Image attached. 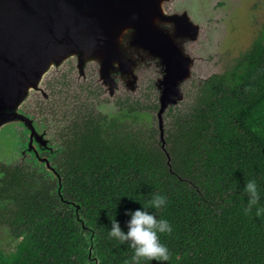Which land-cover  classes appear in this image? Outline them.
I'll return each instance as SVG.
<instances>
[{
  "label": "trees",
  "instance_id": "1",
  "mask_svg": "<svg viewBox=\"0 0 264 264\" xmlns=\"http://www.w3.org/2000/svg\"><path fill=\"white\" fill-rule=\"evenodd\" d=\"M63 69L62 86L26 103L40 127L44 113L53 122L57 150L43 154L61 182L47 162L1 179L0 227L8 234L0 236V264H131L133 250L107 236L109 217L126 230L125 211L157 192L168 198L159 215L174 229L162 235L169 264H264V217L244 211L242 191L254 178L264 196V43L222 72L183 82L184 97L162 124L161 71L148 95L140 85L116 94L111 116L97 108L102 96L111 100L100 82L86 89L70 75L71 62Z\"/></svg>",
  "mask_w": 264,
  "mask_h": 264
},
{
  "label": "water",
  "instance_id": "2",
  "mask_svg": "<svg viewBox=\"0 0 264 264\" xmlns=\"http://www.w3.org/2000/svg\"><path fill=\"white\" fill-rule=\"evenodd\" d=\"M161 3L162 0H0V127L23 119L29 128L30 148L36 144L42 150L53 151L36 121L20 113L22 105L33 92L46 94L42 83L47 74L72 59L81 75L89 63L97 62L104 85L110 84L116 64L123 72L137 76L143 55H127L131 46L159 58L165 66L159 114L169 103L176 105L183 99L178 83L190 75L191 60L180 54L173 38L159 26L164 16ZM127 28L134 29L133 33H123ZM162 138L165 145L163 133ZM50 168L61 182L57 170Z\"/></svg>",
  "mask_w": 264,
  "mask_h": 264
},
{
  "label": "flooded vegetation",
  "instance_id": "3",
  "mask_svg": "<svg viewBox=\"0 0 264 264\" xmlns=\"http://www.w3.org/2000/svg\"><path fill=\"white\" fill-rule=\"evenodd\" d=\"M161 5L164 16L159 21V26L164 28L173 38V43L177 45L180 54L184 58H190L191 72L193 71V66L195 71L200 59H205L202 55H199L198 52V49L202 46L201 42L204 43L205 47H213L212 50H210L212 53L215 51L220 52V48L217 47L218 42H220L219 33L211 31V26H217L218 21L221 20L220 17L224 13L223 11H217L218 9H223L229 16L231 30L226 35V38L229 37L228 42L232 40V42L240 44L231 51L226 50L227 53L225 52L224 54L227 57L228 52L231 53L230 65L234 64L237 59L242 58L246 53L251 51L257 42L264 43V0H162ZM213 10L215 11L213 12ZM127 41H129V39H127ZM127 45L130 47L129 43H127ZM216 48L218 51L215 50ZM128 52L135 58L139 57L140 54L143 55L140 63V70L141 68L145 70L152 64L155 73L158 71H161L162 74L164 73V66L160 64L158 59L149 56L147 52L137 46H131ZM235 53H237V56L232 57ZM210 57L213 58L212 56ZM147 61H149V63ZM69 62L73 64L75 71V74L70 73V75L73 77V80H77L80 86L86 89L90 88L88 81L91 79L100 82L98 77L99 64L97 62L89 63L83 75L77 70L73 60H69L66 64ZM66 68H68V66H66ZM58 71L60 72H52L47 75V79L44 83V91L46 94L41 92L42 99L48 98V89L52 90V88H54L56 90L58 86H62L58 80H61L60 74L65 70L61 68ZM79 75L81 77H79ZM130 76L132 75L127 74L121 76L118 74L116 79L119 81L120 86H124L125 89L128 90L127 81L131 79ZM160 78L161 77H158L159 81ZM64 80L70 81L72 86V80L69 75H67V78ZM101 85L105 89L102 83ZM80 86H77V88L80 89ZM26 103L28 102L26 101L22 105L21 113L31 116L27 113L29 105L26 106ZM41 109L45 110L44 106H41ZM114 114H116V112H114ZM41 117L44 118V120L41 121V132L44 133L46 139L50 140V146L53 151L42 150L36 144L30 148L29 128L23 119H20L15 124L10 122L0 127V183L7 172L14 168H20L21 172L26 175L31 165L33 167L39 166V164L36 163L47 162L49 168L53 167L49 164L48 157L43 153H54V151L57 150L51 135V133L55 131V128L51 120V127L45 120L46 113L41 115ZM34 120L38 124L37 120ZM9 125L14 127L12 131L7 128ZM13 136H16V138ZM53 168L55 169V167ZM50 170L54 171L51 168Z\"/></svg>",
  "mask_w": 264,
  "mask_h": 264
},
{
  "label": "clouds",
  "instance_id": "4",
  "mask_svg": "<svg viewBox=\"0 0 264 264\" xmlns=\"http://www.w3.org/2000/svg\"><path fill=\"white\" fill-rule=\"evenodd\" d=\"M133 31L134 29L127 28L123 33H133ZM242 191L247 201L244 211L250 213L254 210L256 217H264V204L261 203L264 196L261 194L257 180L246 179ZM167 204L166 194L157 192L152 194L141 208L126 210L125 215L130 217L126 221V230L116 219V214L115 218L109 217L111 227L108 228L107 236L133 250L131 264H140L142 260L169 264L172 256L168 245L162 240V235L171 234L174 229L169 219L159 215L160 210L166 208Z\"/></svg>",
  "mask_w": 264,
  "mask_h": 264
},
{
  "label": "rangeland",
  "instance_id": "5",
  "mask_svg": "<svg viewBox=\"0 0 264 264\" xmlns=\"http://www.w3.org/2000/svg\"><path fill=\"white\" fill-rule=\"evenodd\" d=\"M214 11L215 10H213V12ZM217 11H223L224 13L220 17L221 20L218 21L217 26L216 25L215 26H211L212 27L211 31L219 33L220 42H218L217 47L220 48V52H216L215 51V52L212 53V51H210V50H212L213 47H209V48L205 47L204 43L201 42L202 46H201L200 49H198V52H199V55H202L205 59L204 60L200 59L198 61V63H197V67H196L195 71H194V66H193V71L190 73V75L189 76H185L181 81H179L178 88L180 89L182 95H183V91H182L183 82L187 81L188 84H192V83L198 81L199 79H202V78H205V77L209 76L211 73L224 71L230 65V55H231V53L228 52L227 57H226L224 55L225 52L227 53L226 50H230L231 51L234 48H236L237 45H240L238 43L232 42V40H231V42H228L229 37L226 38V35L231 30L230 25H229V16L225 13V11L223 9H218ZM215 50L218 51L217 48ZM127 53L126 54L129 55V56L131 55V54H129L128 50H127ZM219 54H220V56H219ZM149 56H151V55H149ZM210 56H212L213 58H211ZM234 56H237V53L232 55V57H234ZM157 59L160 62V64H162L161 60L159 58H157ZM147 62L149 63V61H147ZM65 64L61 67L62 69L65 66ZM162 65L164 66V64H162ZM115 67H116L117 70L111 74L110 84L109 85H104V82H103L104 79L101 78V75L99 73L100 66L98 65V77H99V80L103 84V86L105 87V92L107 93L106 98L110 97V99H111L110 101H106L103 98V96L100 95V96H102V98H101V102L97 104V108L99 110H101L102 113H108V112L114 113V112H116L117 108H116V105H115V102H114L113 98H114V96L116 94L120 93L122 90H125L124 86H120V83H119V81H117L116 77H117L118 74H120L122 76V75H127L128 73L127 72H123L122 68L118 64H116ZM164 69H165V66H164ZM190 70H191V67H190ZM54 71H58V70L55 69V70L49 72V74L54 72ZM164 73H165V71H164ZM164 73H163V75H164ZM136 74H137V76H135V77L134 76H130L131 79L127 81L128 91L135 93V92H137L138 86L140 85V90H141V92H143V95L144 94L148 95L149 88H147V86L151 83L153 77L156 75L155 70L153 68V65L150 64L145 70L143 68H141V70H140V65H139V68H137V73ZM163 75L160 78V81L163 78ZM79 77H81V76L79 75ZM45 81H46V77H45V79H44V81L42 83L43 87H45L44 86ZM160 81H159L160 92H159V99H158L159 102H160V95H161V91H162L161 87H160ZM111 84L113 85L112 88H111ZM133 88H135V91H131V89H133ZM188 88H190V86H188ZM111 91H114V93H112ZM33 93H35V92H33ZM32 94H31V96H32ZM183 97H184V95H183ZM171 105H174V104L173 103H169L168 106L165 107L164 110L161 112V115L159 114L160 110L158 111L157 114H159L158 116L160 118V121H163V116L167 112V109ZM7 128L12 131L14 127L9 125V126H7ZM13 137L16 138V136H13ZM6 233L8 234L7 229L6 228L2 229L0 227V236H6L7 235ZM0 238H2V237H0ZM1 242L2 243H7V240L3 237L1 239Z\"/></svg>",
  "mask_w": 264,
  "mask_h": 264
}]
</instances>
